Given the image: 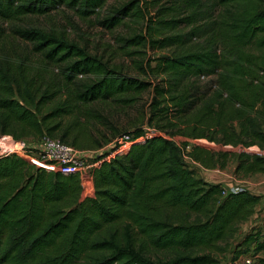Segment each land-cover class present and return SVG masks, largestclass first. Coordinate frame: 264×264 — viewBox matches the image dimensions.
Masks as SVG:
<instances>
[{
    "label": "trees",
    "instance_id": "obj_1",
    "mask_svg": "<svg viewBox=\"0 0 264 264\" xmlns=\"http://www.w3.org/2000/svg\"><path fill=\"white\" fill-rule=\"evenodd\" d=\"M60 7L107 29L131 19L147 35L120 37L124 46L149 41L170 51L142 58L133 75L64 31L16 22ZM5 23L60 78L46 77L42 61L33 66L27 57L0 55V134H47L79 149L124 134L134 141L92 169L94 194L86 197L78 173L49 171L15 153L0 156V264H222L220 255L262 195L206 180L187 157L224 168L233 155L236 172L264 173V155L242 150L264 149V0H0V41ZM145 91L140 124L95 134L93 121L113 127L96 102L133 107ZM149 128L158 134L136 140ZM174 136L239 151L188 140L181 146ZM243 242L247 255L264 252V228ZM250 264H264V256Z\"/></svg>",
    "mask_w": 264,
    "mask_h": 264
},
{
    "label": "rangeland",
    "instance_id": "obj_2",
    "mask_svg": "<svg viewBox=\"0 0 264 264\" xmlns=\"http://www.w3.org/2000/svg\"><path fill=\"white\" fill-rule=\"evenodd\" d=\"M171 0H160V3H164ZM113 2V1H112ZM115 2V1H114ZM154 13V10L152 11ZM18 23H24L27 25H36L45 29H49L55 32H66V34L80 42L82 45H86L93 52L104 56L106 59H110L114 62L123 64L128 71L133 75H138V64L141 63L142 58L149 59L151 57L158 56L162 53L170 51V49H158L155 50L151 47L149 41L146 45L141 46H124L120 37H132L136 33L144 35L146 31L142 30L141 25L137 26L135 21L131 19H125L124 22L113 29H107L92 17L88 19L80 18L73 10L66 7H60L56 10L44 15H33L24 18L22 21H16ZM8 28L5 37L0 41V55H9L13 59L17 58H29L33 66H36L41 61L46 64L45 76L53 78H60L58 70H52V65L45 63L41 53L34 52V46L32 42L21 40L16 38L10 33V24L5 23ZM248 49L256 51L255 44H251ZM140 50V52H135ZM143 76V75H142ZM142 98L133 107H121L114 102H96V106L108 113V117L113 127L103 126L99 122L93 121L91 124L92 130L99 137H103L105 134H109L111 131L116 130L117 133L128 131L133 129V125L140 124L141 109L146 108V102L149 99V92L145 91L141 94ZM52 104H48L49 108ZM67 119H70L68 117ZM10 135L14 138L13 134H0V138ZM6 138V137H5ZM175 140L183 146L185 140L190 141L192 144H200L213 151L227 150L230 152L239 151V147L233 145H220L208 138H186L180 136H174ZM15 139V138H14ZM3 140L0 141V143ZM17 141L24 144L26 152L23 155L28 161L33 162L32 158L38 156L39 148L42 143V136H25ZM114 140L112 143L104 144L99 152L109 154L113 150ZM258 145L242 148L249 153H256ZM260 148V147H259ZM99 149V148H97ZM95 150V149H89ZM98 153H87V161H92ZM188 162L195 168L197 175L205 178L210 182H221L227 190H235L237 188H247L253 193L262 195V201L257 205L255 214L248 220L241 224L240 230L231 241L229 250L220 255L222 260L230 262L235 252L242 251V256L238 260L237 264H245L244 258L247 255V244L243 242V239L247 233L253 231V229L264 228V173L258 172L253 174H245L244 172H236V157L231 155L227 160V164L224 168L216 166L214 168H207L201 165L195 164L187 157ZM87 195L83 192V197ZM264 252L256 254L252 257V261H258Z\"/></svg>",
    "mask_w": 264,
    "mask_h": 264
},
{
    "label": "built area",
    "instance_id": "obj_3",
    "mask_svg": "<svg viewBox=\"0 0 264 264\" xmlns=\"http://www.w3.org/2000/svg\"><path fill=\"white\" fill-rule=\"evenodd\" d=\"M155 134H158V131L149 128L145 135L140 136L136 140L151 137ZM1 140L3 141L0 143V156L13 153L20 156L25 155L24 153L26 152V148L22 142L15 140L10 135L0 138V141ZM133 141L134 140H132L129 134L118 136L114 139L112 152L109 154L106 153L104 156L100 157V155L103 154L99 152L100 148L95 150L79 149L62 141L60 138L52 137L46 134L42 137V143L39 148L38 156H36V158H32V163H35L36 165L49 171H60L64 174L78 173L81 177L83 192L87 196H91L94 194L92 169L98 167L105 159L109 160L118 153L127 152ZM256 151V153L264 155V149L257 147ZM90 152L98 154L92 161L89 162L87 161L86 155ZM244 260L245 264H250L252 262V256L246 255Z\"/></svg>",
    "mask_w": 264,
    "mask_h": 264
}]
</instances>
